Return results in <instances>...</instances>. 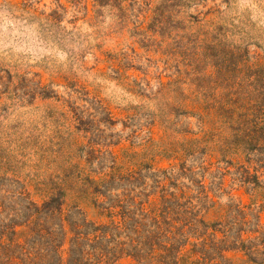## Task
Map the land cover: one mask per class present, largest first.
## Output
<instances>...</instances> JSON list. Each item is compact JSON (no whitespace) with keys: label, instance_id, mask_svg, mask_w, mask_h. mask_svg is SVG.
I'll return each instance as SVG.
<instances>
[{"label":"rangeland","instance_id":"374dc122","mask_svg":"<svg viewBox=\"0 0 264 264\" xmlns=\"http://www.w3.org/2000/svg\"><path fill=\"white\" fill-rule=\"evenodd\" d=\"M259 86L264 0H0V211L101 225L107 189L158 202V180L186 185L217 244L199 256L264 264V198L244 182L264 164L230 145L231 94ZM116 169L120 185L93 183Z\"/></svg>","mask_w":264,"mask_h":264},{"label":"trees","instance_id":"16d2710c","mask_svg":"<svg viewBox=\"0 0 264 264\" xmlns=\"http://www.w3.org/2000/svg\"><path fill=\"white\" fill-rule=\"evenodd\" d=\"M251 83L255 84V80ZM260 87H248L249 91L242 97L231 94L230 124L234 133L230 145L235 154L253 157V161L264 164V88ZM255 172L248 173L255 181L244 182L253 185L256 197L264 198V184L259 179V171ZM117 175L121 174L116 169L93 183L99 188L113 180L120 185L123 179H113ZM161 175L172 184L176 173L165 171ZM158 181L157 188L163 192L158 202L150 197L141 202L137 199L139 195L127 188L115 189L117 193L107 189L110 200L105 196L107 206L101 209L110 221L101 225L85 218L66 227L63 213L59 215L61 224L58 225L54 222L57 210L46 203L45 211V206H38L33 201L25 207L29 215L20 210L7 217L2 203L0 264H115L124 256L132 257L136 264H215L202 259L199 255L203 253L196 250L201 241L206 250H212L217 244L215 238H211L213 242L206 238L208 231L200 235L202 222L195 214L197 205L192 195L187 194H192L193 189L186 185L180 188L174 183L175 191L167 194L166 185ZM41 215L45 216L44 220L39 219ZM21 217L26 220L10 224L11 219ZM226 232L229 234L230 231ZM216 233L213 229L209 235L216 236ZM65 241L69 245L67 257L63 254ZM189 246L191 250H187ZM111 258L113 261L109 262Z\"/></svg>","mask_w":264,"mask_h":264}]
</instances>
